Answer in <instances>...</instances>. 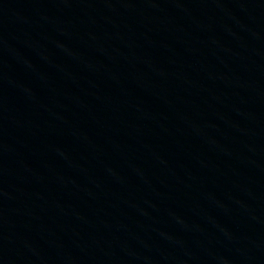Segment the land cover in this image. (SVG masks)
<instances>
[{"label":"water","instance_id":"95a60500","mask_svg":"<svg viewBox=\"0 0 264 264\" xmlns=\"http://www.w3.org/2000/svg\"><path fill=\"white\" fill-rule=\"evenodd\" d=\"M0 264H264V0H0Z\"/></svg>","mask_w":264,"mask_h":264}]
</instances>
